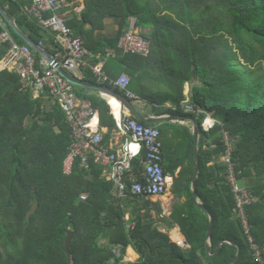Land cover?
I'll use <instances>...</instances> for the list:
<instances>
[{"label": "trees", "instance_id": "1", "mask_svg": "<svg viewBox=\"0 0 264 264\" xmlns=\"http://www.w3.org/2000/svg\"><path fill=\"white\" fill-rule=\"evenodd\" d=\"M0 2L39 44L42 28L22 12L21 4ZM96 2L97 7L110 5L114 15L121 12L122 19L135 17L138 26L153 28L152 53L125 57L134 80L130 87L135 85L141 98L155 105L172 102L179 109L168 113L196 117L181 109L185 85L191 83L193 101L221 121L215 131L224 127L235 137L240 180L257 197L248 213L263 263L257 262L249 233L237 216L234 193L228 185L213 182L217 174L208 173L203 163L198 191L215 220L212 253L221 241H234L242 246L236 264H264V0ZM7 26L20 44H26ZM10 48L0 43V60ZM156 69L165 88L152 94L143 79L145 72ZM138 72H143V79L136 76ZM101 124L116 126L108 106L102 110ZM190 136L195 166L188 178L182 171L173 188L177 197L189 199L175 205L170 217V227H181L191 245L183 247L142 216L136 197L129 195V203L123 204L114 183L103 177L102 167L93 159L86 168L78 162L74 173L66 175L64 162L73 134L61 107L49 109L24 87L17 72L0 69V264H228L234 260L239 247L231 243H224L216 256L208 253L211 218L195 204L192 183L197 159L195 135ZM215 141L217 148L210 158L225 152L222 135ZM188 180L189 186H184ZM127 207H132L129 220ZM70 231L75 237L69 252ZM126 251L134 262H127Z\"/></svg>", "mask_w": 264, "mask_h": 264}, {"label": "built area", "instance_id": "2", "mask_svg": "<svg viewBox=\"0 0 264 264\" xmlns=\"http://www.w3.org/2000/svg\"><path fill=\"white\" fill-rule=\"evenodd\" d=\"M69 6L67 0H32L26 13L46 30L56 34L66 50L65 57L61 60L63 66L75 77H79L85 66H90L99 78L103 74V63H90L89 59L95 55L88 52L85 41L74 34L68 25L64 11ZM2 31L0 43L9 44L7 56L0 60V69H13L20 76L24 87L30 89L35 98L53 99L61 107L68 123L72 128L73 142L68 156L64 162L65 174L74 173L77 163L81 168H86L91 159L96 165L107 167L108 177L114 183L116 196L125 201L132 195L137 199L161 197L166 194L168 179L163 168V140L159 127L143 123L140 119L126 116L123 118V129L128 132L135 142H140L145 149L144 171L141 178H134L128 182L126 175L133 170V150L130 144L128 149L117 152L109 150L103 145V135L99 130L97 112L92 103L80 100L75 85L64 78L58 69L48 63L46 59L38 60L35 51L28 45H21L14 37L6 22L0 18ZM43 41L38 46L43 47ZM119 49L124 53L141 54L149 56L152 53L150 40L137 32L135 20L131 21L129 31L119 40ZM1 64H4L1 67ZM131 83L130 77L124 75L115 82V86L126 92L129 98L134 96L128 91ZM174 107L173 110H178ZM181 109L186 113L205 116L202 129L212 131L218 122L203 107L197 106L191 99H186L181 104ZM116 134V132H114ZM222 141L225 144L223 153L227 167L226 183L235 195L237 203V216L242 221L244 228L249 233L250 242L255 250L256 260L263 263L260 246L256 244L251 234V224L248 208L252 206L257 197L248 187L241 185L238 163L234 159L236 139L222 127ZM129 225L128 227H132ZM188 246L186 244H183Z\"/></svg>", "mask_w": 264, "mask_h": 264}, {"label": "crops", "instance_id": "3", "mask_svg": "<svg viewBox=\"0 0 264 264\" xmlns=\"http://www.w3.org/2000/svg\"><path fill=\"white\" fill-rule=\"evenodd\" d=\"M15 1L21 4V10L22 12L25 13L32 3V0H15ZM67 1L69 6L63 13L66 17L68 25L73 29L74 34L78 37H81L85 41V47L87 51L95 55L94 58L89 59L90 63H97V62L103 63V74L101 75L100 78L95 75V73L92 71V68L90 66H85L82 69L81 73L79 74L78 78L87 84L108 87L114 90L115 92L121 94L122 96L130 100L133 103V105L136 107L137 111L140 112L141 114H145V115L174 114V113H168L170 110H173V108L176 107L172 102H166L164 105L150 104L148 100H145L144 98H141L140 95H138L137 92L140 90H138V88L135 85L134 88L130 87L131 83H133L134 80L132 74L129 71L128 65L125 61V57L127 53H124L122 50L119 49V40L122 37V35H124L126 32L129 31L131 21L135 20L137 32L142 34L148 40H150L151 46H153L156 40L153 33L154 32L153 28L138 26L137 19L135 17L122 19L120 15L121 12L118 15L112 14L110 5L104 6L103 4L101 5V3H99V7H97L96 0H67ZM26 35L29 37L28 34ZM41 35L42 38L40 41H43L44 43L42 47L43 51H48L50 54L54 55L58 60L61 61L66 55V50L63 44L60 41H58L56 34L50 30L42 29ZM21 45H28V44L21 43ZM33 51H36L35 53L38 60L41 59L47 60L46 58V56L48 55L47 53L46 55H44V53L42 54L41 52L35 49H33ZM132 62L133 61H130V63ZM3 66L4 64H1V67ZM145 74L146 77L144 79L142 78V75H144L143 72L136 73V76L140 77L141 75V79H143V85L147 92L153 94L158 91L164 90L165 87H164L163 75L161 74L160 71H158V69L150 73L149 71L145 72ZM124 75L130 77L131 79V83L128 87V91L134 96V98L132 99L127 96L125 91L120 90L115 86V82L121 79ZM192 87L193 86L191 83H186L184 89L185 99L183 101H185L186 99H191L194 104L200 106L193 101ZM75 88L80 100L89 101L90 103L93 104L97 112L99 130L103 135L104 146H106L107 148H109V150L113 152H117L125 148L128 149L130 144L133 143L131 145V149L134 152L133 170L131 173H128L126 175V180L130 182L134 178H141L140 175L144 171L145 149L140 142H135L132 136L123 129L124 117L126 116H131L135 118L137 117L134 114L130 113L129 109L124 105L123 101L120 98L109 92L95 91L85 86L84 87L75 86ZM42 101H44V103H46L47 106H49V104L47 103H50L52 105L51 106L52 108L53 106L58 105V103L53 99H44V100L42 99ZM107 106L110 108V114L113 115L116 121V126L114 127L103 126L101 124L102 110L105 109ZM155 109L158 112H160V110H164L163 111L164 114L155 113L156 111ZM210 114L212 115V113ZM186 116H192V115H186ZM195 118L199 120L198 115ZM214 119L218 122V124L221 123V121L218 120L217 118L214 117ZM153 125L160 128L163 145H164L162 163H163V168L168 172V176L166 175L168 179V187L166 194L168 193L169 189H171L170 198L165 204H162L160 206L159 213L164 219L163 220L164 224L167 227H169V230H166L165 232H169V234L171 233L170 234L171 240L179 245L185 246L183 244H186V241H188L187 236L183 234L181 227H179L177 224H174L173 227H170L171 224L170 222L172 221L170 217L175 205L186 204L189 199L187 195L177 197L175 194H173V188L174 186H176V184H178L177 182L180 180L179 179L180 173L184 171L185 173H187V176L185 177L188 178L191 170H193L195 166V161L193 158L194 155L192 153L193 151L192 139L190 136V134H194L195 142H196L195 124L191 120H187V119H175V120L172 119L169 121L160 122ZM114 132H116V134H114ZM221 135H222V129L219 131H215L214 128L210 132L203 130L201 136V143H200V157H201L202 165L204 163L208 173L215 172L217 174V179H213V182L217 180V185L219 187L227 185L226 183L227 167L224 162L223 153L221 154L220 152L217 155L215 154L212 158H210L211 157L210 154L214 152L215 148H217V142L215 140L217 137H220ZM195 157H196V153H195ZM101 167L103 169V177L109 181L110 179L108 177L109 174L108 168L103 166ZM196 167L198 168V162ZM169 171H174V174L169 173ZM188 182L189 180L187 181V183H184V186H189ZM192 191H193V183H192ZM163 196L138 199V203H145V207H148L146 204L149 201L155 198L162 200ZM128 198L125 199V201H123V204L129 203L130 199ZM200 200L202 203H204V200L201 197V195H200ZM144 201H148V202H144ZM137 208L140 209V206H137ZM131 210L132 207H127V211H128L127 214H129V211ZM149 210H150V214L154 211L151 208H149ZM164 214L169 215L168 219H165ZM173 233H175L174 237L177 239L178 242L173 240L172 238ZM129 247H131L134 250L132 246ZM186 247H191V245L189 244ZM126 257H127V262L135 261V260L134 261L130 260L129 256ZM138 257H140V254H138Z\"/></svg>", "mask_w": 264, "mask_h": 264}, {"label": "water", "instance_id": "4", "mask_svg": "<svg viewBox=\"0 0 264 264\" xmlns=\"http://www.w3.org/2000/svg\"><path fill=\"white\" fill-rule=\"evenodd\" d=\"M0 15L3 17V19L5 20L6 24L9 25L14 32L28 45H30L33 49L41 52L42 54L44 53V55H46V53L48 54L46 56L48 63L54 67H56L59 71V73L66 78L71 84L75 85V86H82V87H88L91 88L95 91H106L109 92L115 96H117L118 98H120L124 105L129 109L130 113L134 114L138 119L146 121L150 124H156V123H160V122H165V121H169L172 119H187V120H191L194 124H195V128H196V142H195V153H196V158H197V162H198V168H197V173L195 176V179L193 181V191H194V195H195V204L197 207H199L200 209L204 210L205 212H207L210 215L211 218V226L209 229V238H208V253L211 256H216L220 250L221 247L224 243H231L234 245H237L239 247V252L237 254V256L235 257L234 260H232L231 262H229L228 264H236L239 260L240 257L242 255V246L234 241H229V240H223L220 242V244L218 245L216 251L214 253H212L213 250V241H212V236H213V230L215 227V220L213 218V214L212 212L207 208V206L201 202L200 200V193L198 191V187H199V178H200V174L202 172L203 169V165H202V161H201V157H200V143H201V136H202V124L201 122L196 119L195 117L192 116H186V115H181V114H165V115H145V114H141L140 112L137 111L136 107L133 105V103L128 100L127 98H125L124 96H122L121 94L115 92L114 90L108 88V87H103V86H96L93 84H87L83 81H81L79 78L75 77L74 75H72L68 69H66L62 62L60 60H58L54 55L50 54L48 51H43V49L41 47H39L37 45V43H35L30 37H28L21 29L20 26L17 24V22L8 14L7 9L2 5V3L0 2ZM75 237V231H70L69 232V236H68V240H67V249L70 252L71 251V247H72V243ZM186 245H189L188 241H186Z\"/></svg>", "mask_w": 264, "mask_h": 264}, {"label": "rangeland", "instance_id": "5", "mask_svg": "<svg viewBox=\"0 0 264 264\" xmlns=\"http://www.w3.org/2000/svg\"><path fill=\"white\" fill-rule=\"evenodd\" d=\"M49 104V109H51L52 105L50 103H47ZM183 111V110H182ZM184 112V111H183ZM199 120L201 121V123L204 122L205 120V116L202 115V116H199ZM241 185L244 186V187H247L248 185L246 184L245 181H241ZM170 195H171V189H169L168 193L166 195H164L162 197V200L158 199V198H155L151 201H144V202H148L146 205L148 207H145V203H137V206H140V210L142 212V216L148 221V222H151L154 224L155 227H159L161 230L163 231H166V230H169V227H167L164 222H163V218L162 216L160 215L159 213V208L162 204H165L168 199L170 198ZM149 208L153 209L154 211L150 214V210ZM143 211H146V212H143ZM132 213L129 212V214L126 215V220H129L128 218L131 217ZM134 216H137L136 214H134ZM164 217L165 219H168L169 215L168 214H164ZM175 231V230H174ZM171 234V233H170ZM173 235H175V233H173ZM183 247H186V246H183ZM126 256H129L127 251H126ZM131 260V259H130Z\"/></svg>", "mask_w": 264, "mask_h": 264}, {"label": "bare ground", "instance_id": "6", "mask_svg": "<svg viewBox=\"0 0 264 264\" xmlns=\"http://www.w3.org/2000/svg\"><path fill=\"white\" fill-rule=\"evenodd\" d=\"M36 52V51H35Z\"/></svg>", "mask_w": 264, "mask_h": 264}]
</instances>
